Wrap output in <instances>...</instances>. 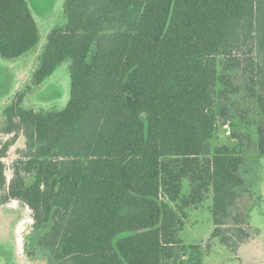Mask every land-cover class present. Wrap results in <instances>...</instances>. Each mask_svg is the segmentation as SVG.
Masks as SVG:
<instances>
[{
  "label": "trees",
  "instance_id": "trees-1",
  "mask_svg": "<svg viewBox=\"0 0 264 264\" xmlns=\"http://www.w3.org/2000/svg\"><path fill=\"white\" fill-rule=\"evenodd\" d=\"M63 13L2 112L0 207L29 208L48 264H203L179 233L210 198L211 238L235 252L251 236L239 200L262 177L264 0H64ZM38 43L26 0H0V57ZM66 60L65 108H23Z\"/></svg>",
  "mask_w": 264,
  "mask_h": 264
},
{
  "label": "rangeland",
  "instance_id": "rangeland-1",
  "mask_svg": "<svg viewBox=\"0 0 264 264\" xmlns=\"http://www.w3.org/2000/svg\"><path fill=\"white\" fill-rule=\"evenodd\" d=\"M26 2L37 25L39 43L19 58L0 57V146L12 137L1 133L4 128L3 110L30 85L31 75L38 66L48 34L65 23L64 0ZM70 65V60L59 65L40 86L34 87L23 96L21 106L36 111L65 108L70 97ZM228 135L226 126L219 128L216 144H230ZM23 148L24 138L20 134L6 156L1 159L6 165L7 182L12 177L13 162L19 159L17 150ZM261 164L262 177L258 182L261 193L255 189L253 195L245 194L239 200L241 208L249 209L251 229L248 228V231L251 236L235 252L221 245L218 239L211 238L214 226L210 198H206L198 207L185 210L184 227L179 233V238L184 244L200 245L205 250L203 264H264V159ZM187 192L185 181L183 194ZM32 226L31 211L20 202L9 201L0 207V264H48L47 253L36 245L38 236Z\"/></svg>",
  "mask_w": 264,
  "mask_h": 264
},
{
  "label": "crops",
  "instance_id": "crops-1",
  "mask_svg": "<svg viewBox=\"0 0 264 264\" xmlns=\"http://www.w3.org/2000/svg\"><path fill=\"white\" fill-rule=\"evenodd\" d=\"M261 185H262V184H261ZM260 187H261V186H260ZM257 190H258V193L260 194L261 192H260V190H259L258 186H257ZM258 193H257V194H258ZM250 224H251V223H250Z\"/></svg>",
  "mask_w": 264,
  "mask_h": 264
}]
</instances>
